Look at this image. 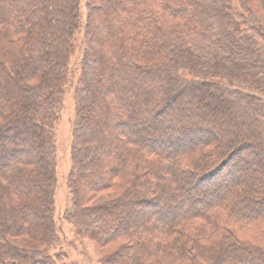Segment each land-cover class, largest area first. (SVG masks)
Segmentation results:
<instances>
[{"label": "trees", "instance_id": "16d2710c", "mask_svg": "<svg viewBox=\"0 0 264 264\" xmlns=\"http://www.w3.org/2000/svg\"><path fill=\"white\" fill-rule=\"evenodd\" d=\"M80 4L0 0V264H72L50 253L51 154L78 48L73 194H119L76 209V226L130 243L121 264H264L240 235L264 223V0H86L85 21Z\"/></svg>", "mask_w": 264, "mask_h": 264}, {"label": "rangeland", "instance_id": "374dc122", "mask_svg": "<svg viewBox=\"0 0 264 264\" xmlns=\"http://www.w3.org/2000/svg\"><path fill=\"white\" fill-rule=\"evenodd\" d=\"M81 12H82V19L83 21L86 20L88 9L86 6V0H81L80 4ZM80 35V34H79ZM82 49L78 48L73 53L69 69L71 71L69 84L66 86L63 98H62V105L60 107L59 118L55 126V138H54V147L52 149L51 154V161L54 164L53 167L55 169V178H56V187L54 192V221L56 225L57 235L59 236V242L55 244L56 246L51 249V254H59L62 257L64 262H69L72 264H121L125 262L123 259V250L125 249V245L123 243H114L111 245H101L96 243L91 237L87 236L85 232H83L79 227L76 226L72 214L76 213V209L79 208H91L95 205H101L110 202L114 197L119 194V191L116 190H107L101 193L93 195L91 193L90 188H84L83 184H81V192L85 194L82 201V206L80 202L78 205L76 204L78 200H76V195L73 194L74 187L70 182V174L73 166L74 161V151L76 150V154H78V147L76 146L79 144L77 141V136L75 134V127H76V120H77V112H76V98H75V91L78 86V79H79V71H78V64L82 61ZM95 67V64H94ZM220 71V70H217ZM216 71V72H217ZM221 72V71H220ZM227 73L232 77H235L236 71L234 68L229 70ZM90 98H88V102H90ZM88 127H86L85 131H83V136L87 134V128L92 129L93 121H89ZM79 137V136H78ZM253 138L255 140H253ZM250 138V145L256 144L258 138ZM247 140V139H246ZM82 140L80 139L79 142ZM78 143V144H77ZM247 143L246 141L243 144ZM241 143L236 144L234 149L229 152L235 153L237 150L242 148ZM98 145L95 143L88 145V148L91 152L95 148L96 156H99V152L96 149ZM251 147L246 145L243 147L242 151L238 154L233 161L240 165L241 167L245 166L246 162L250 158ZM255 148V147H254ZM257 148V147H256ZM85 151V150H84ZM88 151V150H87ZM89 153V152H88ZM93 153V152H92ZM235 157V156H234ZM232 161V162H233ZM95 168L89 167V165L85 169V175L87 176L91 174V172H95ZM227 173H225L226 175ZM224 178V176H223ZM223 178L221 180L215 181H208L205 182L204 188L209 189H216L220 186H223L224 182ZM219 181V182H218ZM244 182L240 186H244L249 183V179H244ZM89 182V181H88ZM88 186H93V184H87ZM87 186V187H88ZM261 191H256L255 196L257 198L263 199L264 202V192L260 194ZM144 195H148L147 191L143 192ZM198 195V193H197ZM0 199L3 195H0ZM198 196H195V198ZM5 200V199H2ZM6 201V200H5ZM141 205L137 204L135 208H140ZM111 208V207H110ZM113 216V212H106V216ZM33 225L34 223L31 222ZM15 228L18 226L15 225ZM13 227V228H14ZM25 226L22 227L21 231H26ZM24 228V229H23ZM31 229V226L28 227ZM33 230V229H32ZM23 233V232H22ZM244 236L250 243L255 246H260L264 249V223H256L252 224L251 228L247 230L246 228L240 231V235ZM15 242L18 244L24 243L26 245H32L35 247L34 249L30 250H40L45 246L43 244L37 246V244L30 240L29 238L21 237V239H15ZM126 242V241H125ZM130 245V243L128 244ZM126 245V246H128ZM37 246V247H36Z\"/></svg>", "mask_w": 264, "mask_h": 264}]
</instances>
